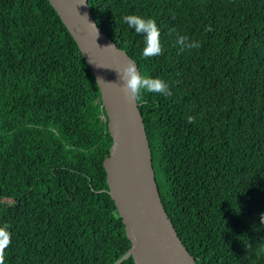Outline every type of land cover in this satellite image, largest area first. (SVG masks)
<instances>
[{
	"label": "trees",
	"instance_id": "trees-1",
	"mask_svg": "<svg viewBox=\"0 0 264 264\" xmlns=\"http://www.w3.org/2000/svg\"><path fill=\"white\" fill-rule=\"evenodd\" d=\"M87 1L103 34L171 90L137 104L186 250L197 264H264V0ZM128 14L156 21L160 55L143 56ZM181 36L201 46L181 50ZM110 145L94 77L49 1L0 0L2 264L126 253L103 168Z\"/></svg>",
	"mask_w": 264,
	"mask_h": 264
},
{
	"label": "water",
	"instance_id": "water-1",
	"mask_svg": "<svg viewBox=\"0 0 264 264\" xmlns=\"http://www.w3.org/2000/svg\"><path fill=\"white\" fill-rule=\"evenodd\" d=\"M48 1L94 77L111 138L103 161L107 193L130 242L126 253L112 264L129 258L134 264H197L163 207L137 101L124 89L116 71L135 62L103 34L87 0ZM97 77L104 81H96Z\"/></svg>",
	"mask_w": 264,
	"mask_h": 264
},
{
	"label": "clouds",
	"instance_id": "clouds-1",
	"mask_svg": "<svg viewBox=\"0 0 264 264\" xmlns=\"http://www.w3.org/2000/svg\"><path fill=\"white\" fill-rule=\"evenodd\" d=\"M123 20L129 29L138 35H142L144 43L142 54L144 57L161 54L160 29L154 19L136 14H128L123 17ZM177 43L180 45L181 50H190L201 46L199 41L190 40L186 36L179 37ZM116 71L119 75V80L123 83L124 89L134 101H140L144 93L171 95V90L166 81L142 74L137 70L135 63L129 62L122 69H116ZM96 81L100 82L104 80L101 77H97ZM188 119L191 121L192 117H188ZM11 235L8 225H0V253L11 243ZM0 264H2V259H0Z\"/></svg>",
	"mask_w": 264,
	"mask_h": 264
}]
</instances>
